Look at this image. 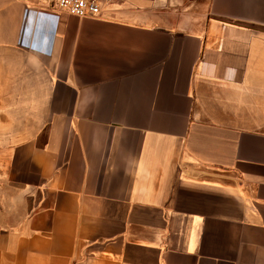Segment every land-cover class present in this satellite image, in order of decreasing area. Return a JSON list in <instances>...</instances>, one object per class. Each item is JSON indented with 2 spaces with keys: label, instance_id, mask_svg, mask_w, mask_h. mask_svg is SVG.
Masks as SVG:
<instances>
[{
  "label": "crops",
  "instance_id": "obj_1",
  "mask_svg": "<svg viewBox=\"0 0 264 264\" xmlns=\"http://www.w3.org/2000/svg\"><path fill=\"white\" fill-rule=\"evenodd\" d=\"M0 264H264V0H0Z\"/></svg>",
  "mask_w": 264,
  "mask_h": 264
},
{
  "label": "built area",
  "instance_id": "obj_2",
  "mask_svg": "<svg viewBox=\"0 0 264 264\" xmlns=\"http://www.w3.org/2000/svg\"><path fill=\"white\" fill-rule=\"evenodd\" d=\"M118 0H49L53 9L80 18L101 17Z\"/></svg>",
  "mask_w": 264,
  "mask_h": 264
}]
</instances>
